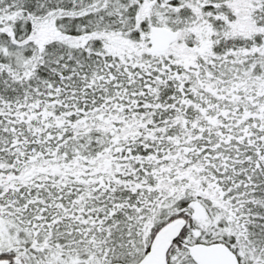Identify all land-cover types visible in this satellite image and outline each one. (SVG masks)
<instances>
[{
	"label": "snow or ice",
	"instance_id": "1",
	"mask_svg": "<svg viewBox=\"0 0 264 264\" xmlns=\"http://www.w3.org/2000/svg\"><path fill=\"white\" fill-rule=\"evenodd\" d=\"M0 264H264V0H0Z\"/></svg>",
	"mask_w": 264,
	"mask_h": 264
}]
</instances>
